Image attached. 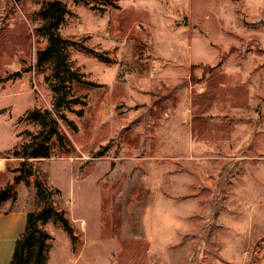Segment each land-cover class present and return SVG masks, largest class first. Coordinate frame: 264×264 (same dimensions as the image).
<instances>
[{"label": "rangeland", "instance_id": "rangeland-1", "mask_svg": "<svg viewBox=\"0 0 264 264\" xmlns=\"http://www.w3.org/2000/svg\"><path fill=\"white\" fill-rule=\"evenodd\" d=\"M62 1L70 66L94 86L66 87L63 146L31 159L73 231L42 225L46 264H264V0ZM38 8L0 0V190L34 130L17 120L54 101ZM34 180L0 202L15 238L43 203Z\"/></svg>", "mask_w": 264, "mask_h": 264}, {"label": "trees", "instance_id": "trees-1", "mask_svg": "<svg viewBox=\"0 0 264 264\" xmlns=\"http://www.w3.org/2000/svg\"><path fill=\"white\" fill-rule=\"evenodd\" d=\"M39 8L35 13L38 25L35 28L36 36L45 40V46L36 52V64H47L51 70L53 81L48 85L54 94V101L50 109L33 107L26 111L17 123L27 122L34 130L26 129L19 133L21 142L4 153L7 158L19 159L20 168L14 169L17 173L13 182L0 190V202L12 189V184L24 178L35 177L34 188L38 198L43 197L41 207L35 211H29L25 216L23 231L15 239L9 264H46V252L50 236L42 229V225L58 221L66 232L73 235L72 227L67 219L61 215L49 201V191L36 176L31 159L49 158V141L56 137L58 143L63 146L62 136L56 120L57 112L68 109L70 103H78L77 100L67 99L66 87L72 82L93 85L83 81L80 75L70 66V54L76 43L63 39L59 34V28L65 21L67 6L62 0H37ZM47 82L48 79H46ZM94 86V85H93ZM81 114V112H79ZM60 119L67 121L62 113Z\"/></svg>", "mask_w": 264, "mask_h": 264}, {"label": "crops", "instance_id": "crops-1", "mask_svg": "<svg viewBox=\"0 0 264 264\" xmlns=\"http://www.w3.org/2000/svg\"><path fill=\"white\" fill-rule=\"evenodd\" d=\"M1 159V158H0ZM3 160V159H1ZM7 183H12V181L10 182H7ZM7 215L9 216L8 220H5V218L7 217ZM11 216H12V211H9V212H0V221L2 222V230H0V258L2 257L1 255L5 254L6 251H8V249H4L5 247H3V243L5 240L7 243L8 241L12 240L13 241V245L11 247V254H12V251H13V246H14V242H15V237H16V232L14 233L13 232V228H12V219H11ZM21 233V232H20ZM19 233V234H20ZM18 237V236H17ZM11 254H10V257L11 258Z\"/></svg>", "mask_w": 264, "mask_h": 264}, {"label": "water", "instance_id": "water-1", "mask_svg": "<svg viewBox=\"0 0 264 264\" xmlns=\"http://www.w3.org/2000/svg\"><path fill=\"white\" fill-rule=\"evenodd\" d=\"M20 74H21L20 71H14V72H12V73H9L8 76L15 77V76H18V75H20Z\"/></svg>", "mask_w": 264, "mask_h": 264}, {"label": "bare ground", "instance_id": "bare-ground-1", "mask_svg": "<svg viewBox=\"0 0 264 264\" xmlns=\"http://www.w3.org/2000/svg\"><path fill=\"white\" fill-rule=\"evenodd\" d=\"M83 223V222H82Z\"/></svg>", "mask_w": 264, "mask_h": 264}]
</instances>
